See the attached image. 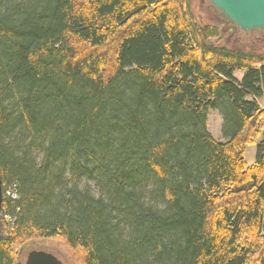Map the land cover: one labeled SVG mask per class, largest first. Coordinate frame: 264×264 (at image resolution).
I'll list each match as a JSON object with an SVG mask.
<instances>
[{
  "label": "trees",
  "instance_id": "16d2710c",
  "mask_svg": "<svg viewBox=\"0 0 264 264\" xmlns=\"http://www.w3.org/2000/svg\"><path fill=\"white\" fill-rule=\"evenodd\" d=\"M193 1L0 0V264H264V53Z\"/></svg>",
  "mask_w": 264,
  "mask_h": 264
},
{
  "label": "rangeland",
  "instance_id": "374dc122",
  "mask_svg": "<svg viewBox=\"0 0 264 264\" xmlns=\"http://www.w3.org/2000/svg\"><path fill=\"white\" fill-rule=\"evenodd\" d=\"M192 11L200 25L213 24L217 29L218 37L213 39L217 47L238 48L249 51H261L264 53V31L246 35L238 30L231 32L228 27L223 25V20L218 17L208 0H194ZM202 23V24H201ZM244 76L243 72H237L235 77L241 80ZM260 106L264 108V99L258 101ZM223 119L219 112H210L208 118V129L212 136L218 141H224L222 135ZM264 142V134L258 140ZM257 145L249 146L246 149L245 159L248 167L254 166L257 160ZM32 251H46L57 256L64 264H71L67 250L55 243H47L40 245L39 243H30L26 246V255Z\"/></svg>",
  "mask_w": 264,
  "mask_h": 264
},
{
  "label": "water",
  "instance_id": "95a60500",
  "mask_svg": "<svg viewBox=\"0 0 264 264\" xmlns=\"http://www.w3.org/2000/svg\"><path fill=\"white\" fill-rule=\"evenodd\" d=\"M224 26H230L249 35L264 31V0H208ZM229 28V29H230ZM4 201L3 181L0 173V220ZM25 264H64L57 256L46 251H32Z\"/></svg>",
  "mask_w": 264,
  "mask_h": 264
},
{
  "label": "built area",
  "instance_id": "2783aa9c",
  "mask_svg": "<svg viewBox=\"0 0 264 264\" xmlns=\"http://www.w3.org/2000/svg\"><path fill=\"white\" fill-rule=\"evenodd\" d=\"M4 193H5L7 196H9V195H10V193H9L8 191H7V192H6V191H4ZM7 222H10V219H9V218L7 219Z\"/></svg>",
  "mask_w": 264,
  "mask_h": 264
},
{
  "label": "flooded vegetation",
  "instance_id": "af4514ba",
  "mask_svg": "<svg viewBox=\"0 0 264 264\" xmlns=\"http://www.w3.org/2000/svg\"><path fill=\"white\" fill-rule=\"evenodd\" d=\"M226 27L230 28V26H229V25H228V26H226ZM229 30H231V28H230Z\"/></svg>",
  "mask_w": 264,
  "mask_h": 264
}]
</instances>
